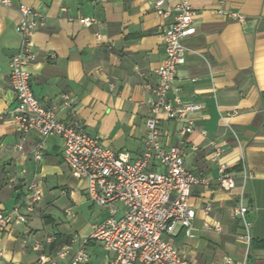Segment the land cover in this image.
<instances>
[{"label":"crops","instance_id":"crops-1","mask_svg":"<svg viewBox=\"0 0 264 264\" xmlns=\"http://www.w3.org/2000/svg\"><path fill=\"white\" fill-rule=\"evenodd\" d=\"M11 2V9L0 6V214L11 219L0 228V264H34L39 255L49 257L69 246L68 256L58 263L68 264L107 212L88 202L84 181L70 176L59 139L44 141L39 162L33 159L36 133L27 136L22 151L15 149L18 136L9 116L15 99L8 75L9 59L18 46L16 7H31L44 17V27L32 35L36 59L27 67L39 104L51 109L59 122L77 124L104 146L135 159L143 151L148 101L154 98L155 71L164 59L162 33L174 20L173 12L162 17L156 11L174 7L178 0ZM190 6L196 31L184 43L189 52L173 86L182 102L202 109L192 116L196 131L184 139L180 123L161 121L159 130L167 145L185 142V167L206 178L209 186L191 189L188 204L195 217L190 235L179 228L168 241L189 264H240L245 259L246 264H264V0H191ZM223 12L242 15L245 21L238 23ZM80 18L95 23L86 28ZM63 95L69 107L63 105ZM211 142L224 150L220 162L235 183L229 192L217 186ZM33 181L40 185L42 201L25 223H18L14 209L27 203V186ZM58 188L70 205L88 203L96 210L91 212L94 220L73 230L57 227L45 195ZM239 199L248 209L249 243L231 216ZM37 243L42 252L33 250ZM85 251L88 264L112 260L93 241Z\"/></svg>","mask_w":264,"mask_h":264},{"label":"built area","instance_id":"built-area-1","mask_svg":"<svg viewBox=\"0 0 264 264\" xmlns=\"http://www.w3.org/2000/svg\"><path fill=\"white\" fill-rule=\"evenodd\" d=\"M191 0H178L171 8L157 9L156 14L167 17L174 13L173 22L163 31L164 59L155 71L156 85L151 89L154 98L148 101V117L144 126L146 135L142 153L131 159L127 153L104 146L99 137L87 134L79 125H66L57 120L51 109L39 104L30 87L27 67L36 56L32 50V35L44 27V17L25 5L16 7L18 46L9 59V84L14 94L15 107L9 112L18 136L17 151L23 150L27 136L34 132L39 141L33 148V159L41 161L44 141L57 138L62 142V161L70 176L85 182L88 202L107 212L106 220L91 227V233L83 245L71 256L68 264H88L85 245L89 241L99 244L112 255L110 264H189L168 239L179 227L190 235L195 211L188 199L194 186L208 187L206 178L185 167L183 147L167 145L161 139V121L181 124L179 136L184 139L195 131L193 115L201 105L180 100L173 83L189 52L185 41L195 34L194 11ZM0 6L11 9V0H0ZM238 23L245 18L235 13H222ZM95 23L91 18H80L79 24L88 28ZM63 105L70 106L67 96L61 97ZM200 134L205 136V132ZM211 159L216 162L217 186L231 191L235 183L228 168L220 162L224 150L219 143H210ZM195 151V147L191 146ZM38 182L27 186V203L14 209L15 221L25 223L27 215L34 212L42 201ZM209 208L204 209V214ZM66 213H68L66 211ZM248 209L239 199L231 209V216L241 224L242 239L249 243L251 224L247 220ZM8 215L0 214V228L9 224ZM205 229L209 227L205 225ZM216 232L218 228L214 229ZM51 241V239L49 240ZM35 252H42L35 244ZM70 251L64 246L52 256L39 255L34 264H58ZM230 263V261H227ZM246 264V259L240 263Z\"/></svg>","mask_w":264,"mask_h":264},{"label":"rangeland","instance_id":"rangeland-1","mask_svg":"<svg viewBox=\"0 0 264 264\" xmlns=\"http://www.w3.org/2000/svg\"><path fill=\"white\" fill-rule=\"evenodd\" d=\"M72 179V178H71ZM72 181H74L72 179ZM46 203L49 206V215L54 219L57 227H64L73 230V228H79L80 226L90 224L95 217L96 210L91 209L88 203L78 207L77 205H70L67 202V198L61 194V188L56 189L50 195H45ZM66 210H69L70 214L74 217H69L64 214ZM74 221V222H73ZM179 227L176 229V231ZM72 232V231H71Z\"/></svg>","mask_w":264,"mask_h":264}]
</instances>
